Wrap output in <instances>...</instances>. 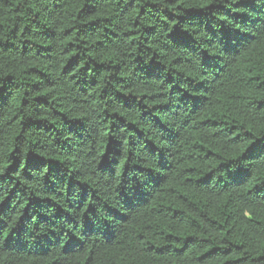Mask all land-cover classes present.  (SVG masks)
<instances>
[{
	"label": "trees",
	"instance_id": "16d2710c",
	"mask_svg": "<svg viewBox=\"0 0 264 264\" xmlns=\"http://www.w3.org/2000/svg\"><path fill=\"white\" fill-rule=\"evenodd\" d=\"M0 264H264V0H0Z\"/></svg>",
	"mask_w": 264,
	"mask_h": 264
}]
</instances>
